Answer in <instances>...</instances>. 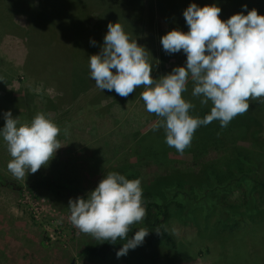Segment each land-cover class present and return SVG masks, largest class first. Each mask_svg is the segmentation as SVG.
<instances>
[{
    "label": "rangeland",
    "instance_id": "1",
    "mask_svg": "<svg viewBox=\"0 0 264 264\" xmlns=\"http://www.w3.org/2000/svg\"><path fill=\"white\" fill-rule=\"evenodd\" d=\"M19 1L30 18L35 16V22L49 28L36 26L34 39L30 36L23 44H7L5 18L26 22L11 14L21 7L17 4ZM151 1L18 0L14 3L0 0V15H3L0 19V127L4 125V112L10 110L22 124L43 113L61 130L57 137L61 147L48 164L22 179H17L7 169L11 157L0 139V172L7 180L0 185V264H69L72 259L73 264H163V254L169 248L163 244L147 246V236L142 245L119 258L115 253H109L105 259L90 255L87 247L103 242L73 226L68 209L70 198L86 196L109 172H134L141 185L150 186L156 176L168 172L167 167L153 163L133 168L112 163L117 148L121 154L131 153L136 148L135 143L131 145L133 133L148 129L154 121L140 98L143 86L125 98L109 94L107 90L101 92L89 78L88 57L100 51L107 25L119 23L132 40L146 48L153 77L155 72L178 65L176 55L166 57L160 37L172 29L188 31L182 12L190 3L200 7L218 6L222 20L238 13L240 3V0H154L157 7L150 10ZM40 16H46L52 23L47 25ZM63 21L73 22L74 28L70 29ZM44 32L46 39L41 41L39 34ZM90 40H94L95 45L90 44ZM159 53L165 59L160 58ZM153 54L155 60L151 58ZM179 58L184 66L186 56L182 51ZM239 120V124H252L245 116H240ZM242 135L237 139L241 146H251L253 139L264 142L263 129L254 134L243 130ZM218 155L210 149L202 159H214ZM178 157V168L189 170L187 172L198 170L200 159H194L189 153ZM40 177L57 183L64 178L74 188L56 196L45 188L30 185L33 179ZM259 177L264 179V165ZM254 197L259 212L239 231L242 242L235 239L231 249L221 236L226 227L217 222L213 213H197L196 221L190 223L170 218L169 230L181 243L185 242L189 252L183 257H173L167 264H264V189L256 191ZM243 198L236 189L225 195L224 200L243 209L239 204ZM144 219L132 226L129 238L137 229H146ZM222 251L225 254L221 257Z\"/></svg>",
    "mask_w": 264,
    "mask_h": 264
},
{
    "label": "clouds",
    "instance_id": "2",
    "mask_svg": "<svg viewBox=\"0 0 264 264\" xmlns=\"http://www.w3.org/2000/svg\"><path fill=\"white\" fill-rule=\"evenodd\" d=\"M242 9L247 14L241 11L222 20L218 6L190 3L182 12L188 31L172 29L160 37L166 54H185L184 66L158 79L151 76L146 48L119 23H109L100 51L88 57L89 78L101 92L114 91L125 98L143 86L140 98L145 110L159 118L152 130L162 128L167 146L183 153L199 127L214 120L227 127L248 111L249 100L264 102V15L254 8L247 10V5ZM189 78L191 95L201 105H212L203 118L190 115L195 106L183 98ZM3 119L0 139L11 157L7 169L17 179L46 166L61 147L60 128L43 113L22 124L9 110ZM68 209L70 222L82 233L112 244L124 241L117 258L142 245L149 233L137 229L128 236L146 215L139 178L109 172L86 196L70 198Z\"/></svg>",
    "mask_w": 264,
    "mask_h": 264
},
{
    "label": "trees",
    "instance_id": "3",
    "mask_svg": "<svg viewBox=\"0 0 264 264\" xmlns=\"http://www.w3.org/2000/svg\"><path fill=\"white\" fill-rule=\"evenodd\" d=\"M16 1L18 0H13L14 3ZM239 2L237 12L244 11V14H247L242 9L241 0ZM19 3L20 1L17 4L21 5V7L11 14L16 18L20 16L26 22H16L12 17H10L12 20L5 18L7 30L5 29L4 33L8 34L5 36L7 44H13L14 42L23 44V40L26 38L29 40L30 36L34 39L36 26L43 29L49 28L42 26L40 22H35V16L30 18L23 4ZM244 5H247V10L254 8L258 14L264 15V0H244ZM155 7L157 5H154V0H152L150 10ZM2 17L3 15H0L1 20ZM39 19L46 22L47 25L50 22L46 16H40ZM63 24H69L71 26L70 29L74 28V23L71 21H63ZM45 32L39 34L41 41L46 39L44 36ZM37 45H40V43ZM161 55L160 58L165 59L164 55ZM172 55H176L178 58L176 62L178 65L176 66H181L179 52L177 54H166V57ZM151 58L155 60L156 56L153 54ZM173 68L155 72L153 78L158 79L170 73ZM60 86L64 85L60 83ZM192 87L193 82L187 83L188 90L182 94L183 98L195 106L190 110V115L203 118L209 113L212 105L211 103L201 105L199 98L191 95ZM108 93L117 95L114 91H108ZM249 104L248 111L237 115L227 127L221 128L219 121L214 120L207 126H201L196 129L190 146L183 153H189L194 159H200L197 171L187 172L189 170H182L177 167V163H179L178 156L183 153H178L174 148L167 146L162 128L157 131L152 130L153 124L157 123L159 119L152 113L151 119L154 123L148 129L135 131L132 135L133 141L131 145L135 143L136 148L131 153L124 151L121 154L120 148H117L114 152L115 157L112 163L119 162L122 164L121 167L129 166L133 168L143 163H153L168 168V172L165 175L156 176V181L151 186L141 185L143 206L146 208L144 220L146 230L149 231L146 244L149 247L154 244H163L169 248V252L167 251L166 254H163V264H167L173 257H183L189 252V249L186 250L187 245L184 244L185 242L181 243L175 234L169 230L167 223L170 218H176L180 223H190L196 221L197 213L201 215L213 213L217 222L226 227L225 232L221 236L223 241L228 242L231 249V242L235 239L239 238L240 242H242L239 231L242 227L248 226L249 219L259 212L255 204L254 193L264 189V179L259 177V171L264 165V142L253 139L251 146L248 147L237 143V139L243 137V135L241 136L243 130H251V134L264 130L263 102L249 100ZM240 116L247 117L248 122L251 120L252 124H239ZM210 149L217 151L219 153L218 157L202 159L204 155L208 154ZM126 173L123 175L129 179L137 178L134 172L128 173L127 171ZM190 174L192 176H189ZM6 182V177L0 172V185H4ZM58 182L61 183L51 181L47 177H40L33 179L30 185L35 188H45L56 196H60L65 190L74 188L64 178H61ZM236 189L240 191V194H243L242 203H239L243 206V209H240L238 204L230 205L224 200L225 195L231 194ZM250 231L247 232L249 233ZM121 246L120 240L115 244L105 241L102 244L87 247L86 251L90 255H97L105 259L109 253L116 254ZM249 246L252 248V245ZM224 254L225 252L222 251L221 257Z\"/></svg>",
    "mask_w": 264,
    "mask_h": 264
},
{
    "label": "water",
    "instance_id": "4",
    "mask_svg": "<svg viewBox=\"0 0 264 264\" xmlns=\"http://www.w3.org/2000/svg\"><path fill=\"white\" fill-rule=\"evenodd\" d=\"M73 262H74V259H72L71 262H70L69 264H73Z\"/></svg>",
    "mask_w": 264,
    "mask_h": 264
}]
</instances>
